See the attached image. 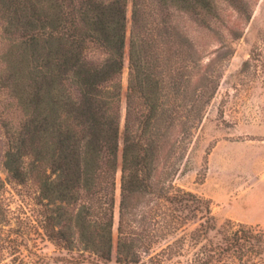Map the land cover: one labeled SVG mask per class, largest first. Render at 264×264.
I'll return each instance as SVG.
<instances>
[{
  "label": "trees",
  "instance_id": "1",
  "mask_svg": "<svg viewBox=\"0 0 264 264\" xmlns=\"http://www.w3.org/2000/svg\"><path fill=\"white\" fill-rule=\"evenodd\" d=\"M223 4L251 17L250 0H0L1 164L69 263L264 264V227L221 230L176 182L222 67L191 32L217 33Z\"/></svg>",
  "mask_w": 264,
  "mask_h": 264
},
{
  "label": "rangeland",
  "instance_id": "2",
  "mask_svg": "<svg viewBox=\"0 0 264 264\" xmlns=\"http://www.w3.org/2000/svg\"><path fill=\"white\" fill-rule=\"evenodd\" d=\"M222 6L217 33L191 32L206 52H214L205 54L203 62L215 58L222 67L215 95L190 138L184 173L176 182L210 199L218 228H228L227 220L263 228L264 0H250L252 13L246 20ZM225 27L236 29L238 37L232 39ZM125 78L126 69L124 84ZM4 140L0 126V264H73L63 259L66 251L52 244L41 228L35 187L16 183L1 164ZM117 216L118 194L115 223ZM215 236L211 231L209 237ZM109 264H117L115 248Z\"/></svg>",
  "mask_w": 264,
  "mask_h": 264
}]
</instances>
